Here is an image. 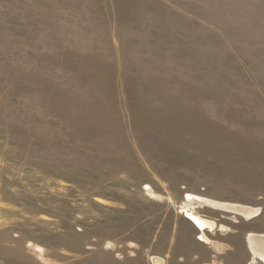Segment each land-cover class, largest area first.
Instances as JSON below:
<instances>
[{
    "label": "rangeland",
    "instance_id": "374dc122",
    "mask_svg": "<svg viewBox=\"0 0 264 264\" xmlns=\"http://www.w3.org/2000/svg\"><path fill=\"white\" fill-rule=\"evenodd\" d=\"M249 233L264 0H0V264H264Z\"/></svg>",
    "mask_w": 264,
    "mask_h": 264
},
{
    "label": "bare ground",
    "instance_id": "6f19581e",
    "mask_svg": "<svg viewBox=\"0 0 264 264\" xmlns=\"http://www.w3.org/2000/svg\"><path fill=\"white\" fill-rule=\"evenodd\" d=\"M200 204H208V205H213L215 207H220V208H228V209H233L237 211L238 213L250 217L254 214H256V210L252 209L251 207L247 206H231L227 204H221V203H214L210 200H197ZM189 204L186 206L188 207ZM201 226L208 225V221L200 218L198 216H195L194 218ZM248 240L250 244V248L254 254V256L259 257L260 259L264 260V234H256V233H249L248 234Z\"/></svg>",
    "mask_w": 264,
    "mask_h": 264
}]
</instances>
